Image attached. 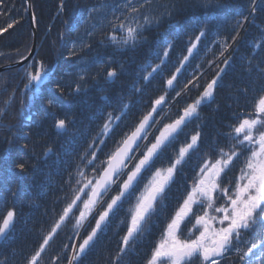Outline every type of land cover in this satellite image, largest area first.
<instances>
[{
    "label": "snow or ice",
    "instance_id": "6c2138e0",
    "mask_svg": "<svg viewBox=\"0 0 264 264\" xmlns=\"http://www.w3.org/2000/svg\"><path fill=\"white\" fill-rule=\"evenodd\" d=\"M157 4L158 0H97L87 10V18H82L83 25L78 24L73 29L76 35L71 38L70 46L69 38L58 33L64 46L61 56L73 69L65 75L75 77L65 86L67 95L87 94L88 81H95L100 75L106 82L119 79L121 72L111 67L114 63L111 55H101L98 51L92 56L86 53L93 52V42L100 48L117 52L136 51L147 42L144 32L148 27L159 25L164 17L172 20L179 12L176 0L160 4L162 10ZM212 4L213 0H202L204 7ZM64 7L65 0H60L59 8ZM31 8V0H25L23 12L27 14ZM248 8L247 16L236 13L231 42L216 33L217 39L212 44L218 45V51L204 45L209 34L206 24L200 25L198 32L191 24L170 25L175 28L174 38L157 42L149 49V55L157 62L148 61L141 66L150 69L140 77L144 86L133 84V92L143 95L145 87L159 77L163 85L157 88L158 94L150 96L133 119H129L133 109L131 100L121 101L111 111L98 109L92 116L94 121H99L95 132L85 129L74 134L68 142L70 147L64 149L65 156L73 155L78 140L84 139L85 143L64 181L68 191L64 192V185L61 186L64 195L56 201L62 205L60 211L52 210L56 218L50 227H40L41 242L24 257L23 264H44L43 255L68 227L72 235L67 239L71 241L75 237L76 242L63 243L50 264L64 261L82 264L83 258L117 217V231L121 226L126 231L120 237L111 264H123V257L150 233L154 218L165 212L172 185L189 165L193 175L190 181L186 180L174 211L166 216L161 238L152 248L146 264H257L258 261L264 264V239L248 246L250 241L246 238L258 222L264 223V95L259 96L251 112L234 113L236 123L226 125L228 131L217 130V138L206 147L204 125L198 123L202 120L201 109L215 101L223 76L232 65L231 53L236 50L233 46L239 43L240 31L245 30L250 17L251 22L255 21L257 9L264 8V0L260 3L249 0ZM13 11H18L13 0H0V16L8 18L6 26L0 27V34L20 23V19L9 16ZM32 19L35 23L34 13ZM182 37L188 38L184 50L170 74L165 75L171 53ZM257 49H264V35L253 42V53ZM209 53L213 59H207ZM21 59L27 61L28 57L21 56ZM73 60L75 63H71ZM254 61V54L246 57L247 71L256 72L264 79V61ZM213 68L212 78L206 80ZM93 69L96 75H92ZM24 74L25 89L34 87L37 93L42 85L55 78L54 68L43 59L29 61ZM182 79L185 82L182 83ZM65 87L57 82L55 90L64 95ZM194 89L198 95L192 97L189 94ZM7 90L4 84L2 91ZM240 91L247 92V88ZM14 103L15 90L0 100V128L11 131L17 127L6 120ZM48 104L54 106L53 100ZM69 123L74 121L57 119L54 126L59 131H67ZM190 125H194V129H190ZM14 138L26 137L21 131L14 134ZM110 141L112 147H109ZM50 152L51 149L46 150L44 156ZM238 163L239 175L229 180L228 173ZM15 167L21 173L26 172L24 163ZM33 206L40 207L39 204ZM16 223L15 209L7 210L0 218V241L9 239ZM27 223L24 222L25 227ZM186 228L189 236L182 239ZM0 264H10L9 256L0 254Z\"/></svg>",
    "mask_w": 264,
    "mask_h": 264
},
{
    "label": "trees",
    "instance_id": "16d2710c",
    "mask_svg": "<svg viewBox=\"0 0 264 264\" xmlns=\"http://www.w3.org/2000/svg\"><path fill=\"white\" fill-rule=\"evenodd\" d=\"M13 2L18 11H13L9 16L20 19V23L14 25L8 32L0 34V67L22 60L21 56L26 57L33 44L34 33L31 19L28 13L23 12L25 0H13ZM96 2L97 0H65V7L61 10L60 0H31L37 32V46L33 58L43 59L46 64L54 68L55 75L52 82L41 86L39 93L34 87L29 89L24 87L26 83L24 69L29 61L22 66L11 67L0 72V100L15 90V103L9 110L6 120L17 126L11 131L0 128V218L9 209L14 208L17 213V223L9 239L0 241V254L9 256L10 264H23L24 257L41 242L38 231L40 227L43 226L45 229L50 227L56 218L52 210L55 209L57 213L60 211L62 205L56 202L57 198L62 197L64 192L68 191L64 181L68 178V172L72 171V166L85 143L84 139L78 140L73 155L65 156L64 149L70 147L68 142L74 134L85 129L95 132L99 121H94L92 116L98 109L111 111L121 101L131 100L133 109L129 119H133L139 115V109L148 103L149 97L158 94L157 88L163 85L159 77L145 87L143 95L133 92V84L144 86V81L140 77L150 69H143L141 66L148 61L153 64L157 62L155 57L149 55V49L157 42L163 43L165 39L174 38L175 28L170 25L177 22L185 25L191 24L198 32L199 26L206 24L209 34L204 39V45L218 51V45L212 44V41L217 39L216 33L221 38L227 37L231 42V36L235 35L233 25L236 13L242 12L247 16L249 11V0H213V4L209 7L202 6V0H176L179 12L175 18L169 20L164 17L159 25L154 24L148 27L144 32L147 42L136 51L117 52L111 48H100L93 42V52L86 53V55L92 56L97 51L101 55L105 53L111 55L114 60L111 67L121 72L119 79L115 82H106L102 75L97 76L95 81H88L87 94L69 96L65 86L75 77L65 75L73 69L71 64L65 63L61 56L64 46L63 42L58 39V33H64L69 38L70 46L71 38L76 35L73 29L78 24L83 25V19H86L88 15L87 10ZM167 2L168 0H158V9L160 4ZM260 2L261 0H257V3ZM251 20L250 17V22L245 24V30L240 31L239 43L233 46L236 49L231 53L234 59L217 89L215 101L210 106L201 109L202 120L198 123L204 125L202 131L205 147L217 138V130L228 131L225 126L236 123L233 119L234 113L251 112L259 96L264 95V79L260 78L256 72L249 73L246 63V57L250 54L255 55V61H264V49H257L253 53V42L264 35V8H258L255 21L251 22ZM7 22L8 18L0 16V27L6 26ZM187 39V37H182L175 52L171 53V62L165 75L170 74L173 65L177 64ZM66 55L65 52L64 56ZM201 55L204 56L205 53L202 52ZM207 59H213V56L209 53ZM121 65H123V71H121ZM204 67L207 68V64H204ZM188 71L191 73L192 69ZM214 72L215 68L207 73L205 79H211ZM92 75H96L95 69L92 70ZM187 78H191L190 75H187ZM57 82L65 87L64 95L56 92ZM181 82L185 80L182 79ZM4 84H7V92L2 91ZM244 88H247V92L240 91ZM189 95L195 97L198 93L194 89ZM102 96L107 99H102ZM184 99L188 100V96ZM49 100H53L54 106L48 104ZM65 118L74 123L68 124L67 131L57 130L54 126L56 120ZM194 127L190 125V129ZM21 131L26 138H14V134ZM109 147H112L111 141ZM48 149H51V152L45 157L44 153ZM19 163L26 165L25 173H21L15 167ZM239 167L238 163L233 171L228 173L229 180L239 175ZM192 175L191 165H189L184 175L179 176L176 183L172 185L169 199L165 201L167 209L163 214L154 218L150 233L123 257V264H146L152 248L161 238L166 216L174 211L179 197L184 192L185 182L190 181ZM62 185H64V192L60 191ZM34 204H39L40 207H34ZM46 210L47 215H44ZM25 221L28 222L27 227L24 226ZM118 222L119 217L113 221L112 227L99 238L95 247L83 258L82 264H111V258L118 250L120 237L126 231L123 226L117 231ZM188 228H191V225H188ZM188 228L184 230L182 239L189 236ZM71 235L70 227L60 232L52 247L43 255L44 264H50L51 258L59 252L63 243L76 242L75 237L71 241L67 239ZM246 238L250 241L248 246L264 239V223L258 222ZM13 252L14 255H11ZM63 264H66V261ZM257 264L260 262L258 261Z\"/></svg>",
    "mask_w": 264,
    "mask_h": 264
},
{
    "label": "water",
    "instance_id": "95a60500",
    "mask_svg": "<svg viewBox=\"0 0 264 264\" xmlns=\"http://www.w3.org/2000/svg\"><path fill=\"white\" fill-rule=\"evenodd\" d=\"M29 16H30V19H31V24H32V28H33V33H34V39H33V44H32V48H31V51L30 53L26 56L28 57V60L25 61V60H20L16 63H13V64H10V65H7V66H1L0 67V72L3 71V70H6L8 68H11V67H17V66H22L24 64H26L28 61H30L33 56L35 55V52H36V45H37V32H36V24L33 22V19H32V15H33V11H32V8L31 10L28 12Z\"/></svg>",
    "mask_w": 264,
    "mask_h": 264
}]
</instances>
